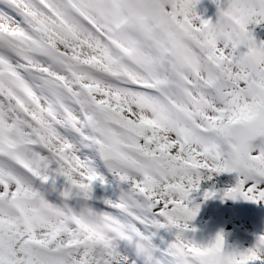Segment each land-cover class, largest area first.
Here are the masks:
<instances>
[{
    "label": "snow or ice",
    "instance_id": "snow-or-ice-1",
    "mask_svg": "<svg viewBox=\"0 0 264 264\" xmlns=\"http://www.w3.org/2000/svg\"><path fill=\"white\" fill-rule=\"evenodd\" d=\"M104 2L0 0V264H202L224 250L185 235L202 180L264 204V0H211L215 22L199 0L150 21ZM101 167L125 187L97 209ZM230 253L264 264V235Z\"/></svg>",
    "mask_w": 264,
    "mask_h": 264
},
{
    "label": "rangeland",
    "instance_id": "rangeland-1",
    "mask_svg": "<svg viewBox=\"0 0 264 264\" xmlns=\"http://www.w3.org/2000/svg\"><path fill=\"white\" fill-rule=\"evenodd\" d=\"M196 14L202 20L215 22L217 8L211 0H199L195 7ZM18 19V17H17ZM249 30L259 44L264 41V24L258 26H249ZM98 176L103 177L104 182L98 179L93 184V206L97 209H103L104 200L115 202L119 196L120 187H117L114 178L107 173L102 167L98 170ZM236 183L235 174L221 173L215 175L210 180H202L199 190L191 194L193 203L199 204V212L196 218L191 222L190 227L195 232H187L185 235L193 239L197 243H206L214 240L217 234H221L224 239V250L232 251L234 249L243 251L251 247L255 238L264 235V204L247 202L241 199L231 200L220 199V194ZM62 178H56L54 184L52 182L46 185L47 198L55 201L56 196L48 189V186L62 185ZM205 191H215L217 195L208 200H202ZM172 239V235L161 230L157 237L153 239V243L161 249L166 246Z\"/></svg>",
    "mask_w": 264,
    "mask_h": 264
},
{
    "label": "clouds",
    "instance_id": "clouds-1",
    "mask_svg": "<svg viewBox=\"0 0 264 264\" xmlns=\"http://www.w3.org/2000/svg\"><path fill=\"white\" fill-rule=\"evenodd\" d=\"M102 9L114 16L154 19L161 11L167 9V0H105ZM230 251L212 252L203 257L202 264H230Z\"/></svg>",
    "mask_w": 264,
    "mask_h": 264
},
{
    "label": "water",
    "instance_id": "water-1",
    "mask_svg": "<svg viewBox=\"0 0 264 264\" xmlns=\"http://www.w3.org/2000/svg\"><path fill=\"white\" fill-rule=\"evenodd\" d=\"M62 185H58V186H48V189L52 192L53 195H55L57 197L58 192L60 191ZM262 222L264 223V218H262Z\"/></svg>",
    "mask_w": 264,
    "mask_h": 264
}]
</instances>
